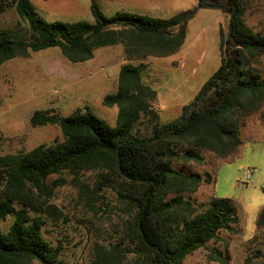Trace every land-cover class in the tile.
I'll return each instance as SVG.
<instances>
[{
	"label": "trees",
	"instance_id": "16d2710c",
	"mask_svg": "<svg viewBox=\"0 0 264 264\" xmlns=\"http://www.w3.org/2000/svg\"><path fill=\"white\" fill-rule=\"evenodd\" d=\"M8 8L26 21L29 36L15 38L10 28L0 25V66L49 47H58L71 62H83L95 49L122 43L124 38L156 48L157 53L144 55H167L181 46L186 24L199 8L220 10L228 22L226 30L219 29L218 67L170 121H158L152 108L156 91L142 82V66L131 64L122 65L116 91L102 101L118 108L115 126L89 109L67 116L32 112L31 126L56 124L62 139L0 155V264L33 260L58 264L59 248L42 235L44 211L36 212L39 208L23 199V190L31 187L49 194L45 181L64 171L76 176L99 168L121 182L118 200L133 212L125 251L134 252L145 264H183L186 256L217 240L221 231L234 229L238 207L230 198L213 193L200 209L183 198L202 183L213 182L217 167L203 176L175 163L202 162V150L231 160L242 144L239 123L264 105V77L252 61L264 53V34L243 22L242 0H197V5L169 18L121 12L106 16L92 1V22H48L30 0H0V14ZM148 114L153 121L150 133L135 134L134 125ZM85 192L93 194L87 186ZM8 217L11 222L4 229ZM255 224L264 228V206Z\"/></svg>",
	"mask_w": 264,
	"mask_h": 264
},
{
	"label": "rangeland",
	"instance_id": "374dc122",
	"mask_svg": "<svg viewBox=\"0 0 264 264\" xmlns=\"http://www.w3.org/2000/svg\"><path fill=\"white\" fill-rule=\"evenodd\" d=\"M92 1L106 16L121 12L156 18H169L197 5V0H30L48 22H92ZM242 2L243 22L264 34V0ZM227 22L220 10L199 8L186 24L181 46L167 55H144L157 53L156 48L124 38L122 43L95 49L92 58L83 62H71L58 47L5 61L0 66V155L26 152L62 139L56 124L31 126L29 118L35 110L67 116L89 109L115 126L118 108L102 101L116 91L124 64L142 66V82L156 91L152 108L158 121L176 118L218 67L219 29L226 30ZM0 25L10 28L15 38L29 36L26 21L14 8L0 14ZM252 61L264 77V53ZM152 124L149 114L142 115L133 132L148 135ZM238 129L242 144L231 160V156L220 158L202 150V162L181 159L175 163L183 171L203 176L213 174L217 167L213 182L202 183L183 198L200 209L213 193L227 197L238 207L239 216L234 229L221 231L217 240L186 256L183 264H264V228L255 224L264 206V105L246 114ZM248 168L253 172L246 180ZM45 182L49 194L27 187L23 199L39 208L36 212L44 211L42 235L59 248L58 264H145L134 252L125 251L133 212L118 200L120 181L94 168L76 176L66 171L52 174ZM85 186L93 194L88 195ZM10 222L8 217L3 228ZM28 264L40 263L33 260Z\"/></svg>",
	"mask_w": 264,
	"mask_h": 264
},
{
	"label": "built area",
	"instance_id": "2783aa9c",
	"mask_svg": "<svg viewBox=\"0 0 264 264\" xmlns=\"http://www.w3.org/2000/svg\"><path fill=\"white\" fill-rule=\"evenodd\" d=\"M252 172H253V170L250 169V168H248V169L245 170L244 177H245L246 180H249L251 178Z\"/></svg>",
	"mask_w": 264,
	"mask_h": 264
},
{
	"label": "crops",
	"instance_id": "0c3cea01",
	"mask_svg": "<svg viewBox=\"0 0 264 264\" xmlns=\"http://www.w3.org/2000/svg\"><path fill=\"white\" fill-rule=\"evenodd\" d=\"M152 17V16H151Z\"/></svg>",
	"mask_w": 264,
	"mask_h": 264
}]
</instances>
